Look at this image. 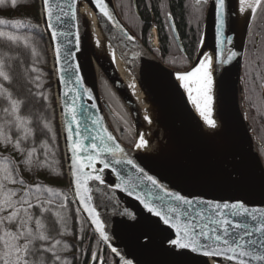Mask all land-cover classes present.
<instances>
[{
  "label": "water",
  "instance_id": "95a60500",
  "mask_svg": "<svg viewBox=\"0 0 264 264\" xmlns=\"http://www.w3.org/2000/svg\"><path fill=\"white\" fill-rule=\"evenodd\" d=\"M82 1H85L98 27L109 40L118 58L133 74L143 91L151 98L147 102V106L155 110L156 114L163 118L167 125L168 134L171 137L170 144L161 145L157 139H151L148 157L138 156L134 153L145 120L137 102L129 95L135 91L125 84L120 75L112 73L109 65L98 56L95 41L81 16ZM106 2L115 17L114 21H108L107 18L103 17L92 0H76L74 7L77 19L72 20L69 17H64V25H68V27L58 23L55 16L53 17L52 23L56 25L58 31L71 33L67 39L71 40L72 44H66L63 36H58L56 41L51 39V30L47 27L42 10L43 0H38L41 26L50 56L67 185L71 199L76 209H79L78 213L92 235L111 257L112 264H123L124 260L131 261V264H207L208 261L229 264L221 257H207L200 253L186 252L185 255L179 257L173 255L168 238L174 237V230L164 225L158 217L150 214L137 199L138 195L146 198L144 196L147 191L145 186L141 185L140 189L131 190L132 194L130 195V189L123 183V180L128 179L127 175H123L124 171L135 173V169L130 166L121 170V167L117 165L116 172H113L110 167L102 173L85 169L86 173L91 171L93 175H101L105 181L104 184L89 181V186L93 189L90 193L93 197L91 204L96 208L109 240L104 241L100 237L88 213L83 210L78 197L75 196L74 187H69L70 152L68 151L65 122L62 116L65 99L63 93L69 87H77L82 95V99L77 102L81 128L87 125L92 134H95V127L91 125L88 114L90 113L93 117H101V124L125 149L129 158L133 159L138 167L143 168L148 175L153 176L169 190L190 197L199 196L221 201L242 198L249 206L264 207V167L255 147L251 127L245 119L241 107L243 103L242 63L252 19L249 17L247 22L242 58L236 73L233 63L237 57L230 63H219L214 56L217 84L214 105L216 106V113L218 114L219 111L224 114L229 118L230 124L227 122L228 120L222 118L220 121L223 125L222 127L219 126L218 137L214 136L211 131L210 138L214 139L211 140L213 141L211 145H208L196 136L197 126L191 108L174 80V76L178 72L165 67L155 59L123 23L113 0H106ZM61 3L67 11V5L73 4V0H61ZM233 13V0H226L227 24L225 33L231 39V44L225 43L223 46L224 53L220 56V60H223L229 51H235ZM117 22L120 28L115 27ZM125 33L134 37V40L128 41ZM173 33L177 39L174 29ZM77 35L80 39L78 47L75 44ZM201 38L205 39L208 46H213L214 53L219 51L216 47L213 0H208L207 3L200 40ZM200 40L193 63L187 70L180 73L187 72L201 59L200 49L202 45ZM177 42L179 43L178 39ZM57 45L61 46L62 49V58L58 65L55 63V47ZM67 50H71L68 62L73 65V74L81 77L82 88L79 85H65L60 82L62 73L58 69L64 66L63 52ZM236 52L238 53V51ZM96 64L100 65L98 71ZM76 66L79 67L78 72L75 71ZM100 76L110 86L130 118L134 136V142L131 146H125L120 141L107 119L106 112H109V107L100 95ZM116 86L125 93H129L127 94L129 96L124 94L126 100L118 94ZM83 89L88 90L91 99L83 94ZM71 95H75V93H70ZM93 104L96 106L95 108L92 107ZM84 109H87V113ZM147 116L149 117L147 122H151L153 120L152 115ZM203 123L205 124V122ZM215 140L218 141V144L214 143ZM96 168H103V165L97 163ZM117 184H120L121 187L116 188L115 185ZM112 248H115L117 252H112ZM98 264L101 262L98 261Z\"/></svg>",
  "mask_w": 264,
  "mask_h": 264
},
{
  "label": "snow or ice",
  "instance_id": "6c2138e0",
  "mask_svg": "<svg viewBox=\"0 0 264 264\" xmlns=\"http://www.w3.org/2000/svg\"><path fill=\"white\" fill-rule=\"evenodd\" d=\"M207 2L208 0H194V12L202 14L203 5ZM17 3L18 0H10L13 8L17 7ZM75 3L76 0H73V4L67 5L68 10L65 11L61 0H43L42 10L53 41H56L58 36H63L66 44H72V41L67 39L71 33L58 31L52 19L55 16L56 21L62 25H64V17L76 20ZM92 3L108 21L115 20L106 0H92ZM238 3L239 13H249L251 19H256L258 10L264 8V0H238ZM7 6L8 0H0V7ZM213 6L216 47L219 50L214 53V56L219 63H230L238 56L236 51H229L223 60L219 59L224 53L225 43L231 44V39L225 33L226 0H213ZM168 19H171L170 15ZM9 24L13 31L0 30V47L10 49L11 45H19L22 42L25 48H31L33 63H35L39 53L34 46L30 45L32 38L16 34L22 28L32 31L33 25L25 24L20 20L11 22L0 20V25ZM64 26L68 27V25ZM115 27L120 28L118 22ZM171 27L174 29L175 26ZM125 35L128 41L134 40L131 35L126 33ZM251 38L254 47L259 44L264 53V35L256 33ZM75 44L77 47L80 44L78 35ZM200 44H203V38ZM61 53V46L57 45L55 47L57 65L62 58ZM70 56L71 50L63 52L64 66L58 69L62 73L60 82L65 85H79L82 88L81 77L73 74V65L68 62ZM11 59L12 57L7 56V53H0V98L8 101V106L0 108L6 117L4 123L0 124V144H3L5 148L11 147L19 155V164H22L24 168L43 169L48 165V143L44 141L40 144L43 151L39 153L36 147L27 146L26 142L33 135L29 127L32 121L29 117L20 114V105L23 101L13 99L12 93L2 83V81H11L9 72L6 71ZM33 71L37 70L33 68ZM75 71H79L78 66ZM214 71L213 56L205 55L187 72L175 74L178 86L184 89L188 101L194 105L199 116L210 128L217 127V121L212 116ZM261 72H264V69H261ZM261 78L264 79V76ZM39 80V75L33 78V82ZM36 86L40 87L39 84ZM29 91L31 92V89ZM70 93L75 95L70 96ZM83 94L91 99L87 89H83ZM40 95L43 96V93ZM63 95L65 99L62 116L70 152L69 187H74L75 196L78 197L83 210L88 213L92 224L95 225L96 231L104 241H108L109 237L105 234L104 224L96 208L91 204L93 197L90 193L93 189L89 186V181L100 184H104L105 181L101 175H93L91 171L86 173L85 169L102 173L110 167L113 172H116L117 165L121 167V170L130 166L135 169V173L124 171L123 175H127L128 179L123 180V183L130 189V195L131 190L140 189L141 185L145 186L146 198L138 195L137 199L150 214L158 217L164 225L174 230V237L168 238L173 255L179 257L186 252H191L207 257H221L229 264H264V207L249 206L242 198L221 201L199 196L190 197L169 190L129 158L125 149L101 124V117L88 114L91 125L95 127V134H92L87 125L81 128L77 102L82 99V95L77 87H69ZM92 107L96 106L93 104ZM84 111L87 113V109ZM37 119L43 118L38 116ZM145 120L148 121L149 117L145 116ZM43 128L49 132L52 131L48 122L43 124ZM13 130L15 135L12 134ZM54 139L55 136H53ZM147 146L148 142L143 136L135 145L137 149H145ZM97 163L102 164L103 168L97 169ZM115 187L120 188L121 185L117 184ZM65 209L66 205L60 193L38 183H27L19 174L17 163L8 157L0 159V264H49V261L51 264H56L61 261L58 253L61 240L52 236L51 232L55 230V225L59 224L62 231L58 234L62 236L66 233ZM67 247L66 244L63 245L64 249ZM111 250L114 253L117 252L115 248ZM93 259H96L95 254ZM123 264H131V261L124 260Z\"/></svg>",
  "mask_w": 264,
  "mask_h": 264
},
{
  "label": "trees",
  "instance_id": "16d2710c",
  "mask_svg": "<svg viewBox=\"0 0 264 264\" xmlns=\"http://www.w3.org/2000/svg\"><path fill=\"white\" fill-rule=\"evenodd\" d=\"M173 12L176 17H183V11L180 8L173 9ZM258 13V17L252 19L250 26L252 25L254 29H260V34L262 35L264 34V8L258 10ZM0 20L9 22L20 20L25 24L33 25L32 31L22 28L16 34L32 38L30 45L34 46L39 53L35 58V63H33L34 58L31 55V48H25L22 42L19 45H11L10 49L8 47H0V53H7V56L12 57L6 68V71L9 72L11 77V81H2V83L8 91L12 93L13 99L23 101L20 105V114L29 117L32 121L29 127L33 135L30 136L29 140L26 142L27 146L36 147L38 153L43 151L40 148L42 142L47 141L49 147L48 165L43 169L28 170L24 168L22 164H19V155L15 153L11 147L5 148L3 144H0V159L8 157L14 163H17L19 165V174L27 183H38L45 187L53 188L56 192L61 194V199L66 205L67 231L64 235H59L58 233L62 231V229L60 225L57 224L55 225V230L51 232L52 236L61 240V245L58 248L61 261L56 262V264H64V262H67V264H89L90 260L93 259V254L96 255L94 264L97 260L100 261L101 264H112L111 257L98 243L97 239L92 235L88 226L78 213L68 189L50 56L41 26L38 0H18L16 8L11 7L10 0H8V6L6 8L0 7ZM203 21L204 15L202 14L199 21L200 28ZM178 27L181 35H183L185 30L184 23H180ZM189 28L187 42L191 45L194 31L190 25ZM0 30L6 32L13 31L10 24L7 26L0 25ZM199 33H201V31H198V34ZM244 53L246 54V51ZM33 68L37 71L34 72ZM37 75L40 76V80L33 82V78ZM246 76V68L243 64L241 87L243 91L242 106H244V108L247 107ZM37 84H39L40 87H37ZM102 84H104V86L111 91L112 96L116 98L119 108L109 105L110 111L106 112V116L107 114L109 116L107 119H110L114 127L113 130L118 134V138L119 135L122 133L124 134L125 131L130 132L131 138L132 124L127 112L110 86L101 77L99 79V91L101 90ZM29 89H31V92ZM40 93H43V96H41ZM5 106H8V101L0 98V108ZM113 109H117L122 113L121 120L115 117ZM38 116H42L43 119L38 120ZM5 119V114L0 111V124H3ZM45 122L50 123L52 128L51 132L43 128ZM12 134L15 135L14 130ZM53 136H55L54 140ZM65 244L68 246L67 249L63 248ZM49 264H51V261H49Z\"/></svg>",
  "mask_w": 264,
  "mask_h": 264
},
{
  "label": "flooded vegetation",
  "instance_id": "af4514ba",
  "mask_svg": "<svg viewBox=\"0 0 264 264\" xmlns=\"http://www.w3.org/2000/svg\"><path fill=\"white\" fill-rule=\"evenodd\" d=\"M113 2L126 27L162 65L175 72H183L191 66L201 36L198 31L202 32L203 27L202 23L200 28V16L203 14L205 17L208 2L203 5L202 14L194 12V0H113ZM175 8L183 11V17L178 18L174 15ZM169 15L171 19H168ZM180 23H184L185 26L183 35L178 27ZM172 25L175 26L179 43L175 39ZM189 25L194 31L191 45L187 42ZM256 33H261V30L254 29L251 25L242 63L245 65L247 75V107L242 109L251 127L255 147L264 167V79L261 78L264 76V72H261V69H264L262 58L264 53L259 44L254 47L251 37ZM109 123L114 129L110 119ZM114 132L116 133L115 130ZM97 261L95 264H98ZM89 264H94V259H91Z\"/></svg>",
  "mask_w": 264,
  "mask_h": 264
},
{
  "label": "bare ground",
  "instance_id": "6f19581e",
  "mask_svg": "<svg viewBox=\"0 0 264 264\" xmlns=\"http://www.w3.org/2000/svg\"><path fill=\"white\" fill-rule=\"evenodd\" d=\"M233 2H234L233 33H234V40H235L234 50L238 51V56L235 59V62L233 63L234 72L236 73L239 63L241 62V58H242L244 33L247 27V22L249 20L250 15L249 13H244V14L239 13L238 0H233ZM80 12H81L82 19L85 22L91 37L95 41L96 50H97L98 56H100V59L109 65L112 73H116L120 75L121 78L124 80L125 84H127L133 91H135V93H131V94L125 93L123 90H121L119 87L116 86V91L118 92V94L121 97H123L125 100H126V97L124 94H126V96L130 95L131 98L135 100V102H137L139 110L144 114V116H147L149 114L152 115L153 120L151 122H147L146 120H144L143 128L139 136V138L143 136L144 139L148 142L147 148L145 149H137L136 147L134 148V153L136 155L148 157L147 153H149V149H150L149 142L151 139L153 138L157 139L158 143L161 145H167L168 143L170 144L171 137L168 134L167 125L165 124L163 118H161L158 114H156L155 110H152L151 108L147 106V102L150 101L151 98L143 91L141 85L134 78L133 74L126 68V66L118 58L109 40L105 37V35L102 33V31L98 27L85 1L81 2ZM200 50H201L200 55L203 54L201 55V59H203L205 55L213 56V63H214L213 46L212 47L208 46L205 39H203V44ZM99 66H100L99 64H96L97 71L99 70ZM174 80L178 85V81L176 80L175 76H174ZM132 85H134V87H132ZM180 89L182 90L187 100V103L189 107L191 108V113L193 115V118L195 119V124L197 126V133H196L197 138L202 140L206 144L211 145V142H213L211 140L214 138H210V132L212 131V134L218 137L220 127H222L223 125V123H221L220 120L224 118L226 119V121L228 120L227 122H229V118H227L224 114H222L219 111H218V114L216 113V106L214 105L215 104L214 98L217 95V84H216V78H215V71H214V85H213V93H212L213 94L212 116H213V119L217 121L216 128H210L203 123L204 122L203 118L199 116L198 112L195 110L194 105H192L188 101L187 94L185 93L184 89L182 88ZM215 142L216 140L214 141V143ZM215 144H218V141ZM207 264H213V262L208 261ZM215 264H218V263H215Z\"/></svg>",
  "mask_w": 264,
  "mask_h": 264
},
{
  "label": "rangeland",
  "instance_id": "374dc122",
  "mask_svg": "<svg viewBox=\"0 0 264 264\" xmlns=\"http://www.w3.org/2000/svg\"><path fill=\"white\" fill-rule=\"evenodd\" d=\"M101 78V76H100ZM99 78V79H100ZM100 95H101V98L106 102L108 103V107L109 105H112V106H116L115 108H118V105H117V100L114 96H112L111 94V91L104 86V84L101 85V90H100ZM241 107H244L241 105ZM119 109V108H118ZM109 111H110V108H109ZM113 112H114V115L117 119L121 120L122 119V113L117 110V109H113ZM116 113V114H115ZM246 119V118H245ZM247 120V119H246ZM248 122V120H247ZM130 132H127L125 131L124 134H120L119 135V138H120V141L125 145V146H131L133 145V142H134V136H133V130H132V135H131V138H130Z\"/></svg>",
  "mask_w": 264,
  "mask_h": 264
}]
</instances>
